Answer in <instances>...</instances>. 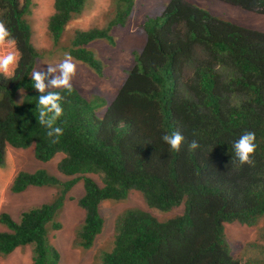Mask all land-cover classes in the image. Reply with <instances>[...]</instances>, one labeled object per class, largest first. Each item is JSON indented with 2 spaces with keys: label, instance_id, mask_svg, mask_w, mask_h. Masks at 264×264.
Segmentation results:
<instances>
[{
  "label": "trees",
  "instance_id": "obj_1",
  "mask_svg": "<svg viewBox=\"0 0 264 264\" xmlns=\"http://www.w3.org/2000/svg\"><path fill=\"white\" fill-rule=\"evenodd\" d=\"M88 1L54 0L47 23L54 45ZM136 1L115 0L107 25L76 30L66 53L104 77L101 61L87 45L114 46L111 29L127 24ZM224 1L264 14V0ZM31 5L32 0H0V19L20 57L12 76L0 74V168L7 147H33L40 163L62 155L57 169L71 178L61 181L45 169L14 175L13 194L29 187H51L56 193L49 202L24 210L17 221L0 212L5 229L0 256L29 246V264H60L49 231L61 229L57 217L68 193L82 181L78 205L84 217L74 244L83 250L92 248L102 232L99 207L105 201H125L136 191L150 209L183 206L180 215L165 221L143 208L127 209L116 218L112 247L97 254V264H241L231 254L224 225L254 227L264 218V33L184 0H169L160 13L144 15L139 26L144 47L103 117L97 116L106 105L102 98L86 99L74 87L70 93L50 89L63 97L64 109L57 121L63 135L53 143L38 123L40 93L31 76L43 53L31 44L25 18ZM176 131L185 137L178 152L162 140ZM246 131L256 133L259 145L251 166L241 165L233 149ZM192 140L200 147L191 149ZM91 174L100 176L101 185ZM248 246L264 258V248Z\"/></svg>",
  "mask_w": 264,
  "mask_h": 264
},
{
  "label": "rangeland",
  "instance_id": "obj_2",
  "mask_svg": "<svg viewBox=\"0 0 264 264\" xmlns=\"http://www.w3.org/2000/svg\"><path fill=\"white\" fill-rule=\"evenodd\" d=\"M197 5L211 15L223 20L236 23L247 29L264 33V14L244 11L224 0H185ZM54 0H32L30 13L25 16L31 28V44L42 57L36 60L33 71H47L49 65L55 67L64 59L66 48L70 46L76 30H88L91 28H103L114 16L115 0H89L83 13L72 19L64 28L58 45H54L47 30L49 17L53 14ZM133 18L125 28H114L111 33L115 39V46H110L104 41H95L87 45L95 56L101 61L104 68V77H98L95 73L81 62H74L78 66L77 74L72 80L73 86L86 99L94 97L102 98L107 104L97 116L102 117L105 109L114 99L118 89L123 84L126 74L134 66V52L139 53L145 43V37L139 31L143 16L147 13H160L169 0H137ZM22 4L23 0H19ZM7 50L0 49V54ZM14 71L8 75L12 76ZM58 75L59 73H55ZM52 77H49V79ZM48 83V80L45 82ZM23 93L19 92L16 102H21ZM5 166L0 168V212L8 213L15 221L20 214L31 207L49 202L56 189L54 188H27L23 193L13 194L9 191L12 178L18 171L33 172L37 169H45L55 175L61 181L71 177L62 175L57 164L62 158L58 154L47 163L38 162L31 148L26 150L5 149ZM101 185L99 175H88ZM83 195L82 181L78 182L68 193L61 213L57 220L61 223L58 231H49L51 243L60 254V264H97V254L111 249L116 218L127 209L139 207L146 209L159 221H165L183 212V206L174 208L168 212L150 209L139 192H130L125 201H105L100 206V214L104 219L101 234L95 240L92 248L83 250L75 246L76 232L84 217L83 210L78 205V200ZM225 235L231 248V254L241 264H264V258L251 249L248 244L256 243L258 248H264V218L254 227H248L238 223L225 224ZM4 228L0 226V231ZM248 246V247H247ZM252 251V253L250 252ZM31 247L17 249L6 257L0 256V264H29Z\"/></svg>",
  "mask_w": 264,
  "mask_h": 264
},
{
  "label": "clouds",
  "instance_id": "obj_3",
  "mask_svg": "<svg viewBox=\"0 0 264 264\" xmlns=\"http://www.w3.org/2000/svg\"><path fill=\"white\" fill-rule=\"evenodd\" d=\"M185 2H187V1H185ZM187 3H189V2H187ZM189 4H192V3H189ZM192 5H194V4H192ZM195 6H197V5H195ZM199 8H201V7H199ZM201 9H203V8H201ZM203 10H205V9H203ZM134 12H135V10H134ZM134 12H133V15H134ZM207 12L210 14L209 11H207ZM133 15L131 18H129V20H131L133 18ZM129 20L125 26L113 27L111 29V31L114 28H125L129 24ZM142 22H143V20H142ZM111 35H112V33H111ZM145 41H146V37H145ZM15 44H16V41H15V38L13 37L11 30L7 27L6 22L4 20L0 19V49H14ZM139 53L134 52V62H135L136 55H138ZM19 59H20V57H19L18 52L14 51V50H7V51L3 52L2 54H0V74H3L5 76L10 75L15 70V68L18 67ZM77 62H79V61H77ZM134 65H135V63H134ZM34 68H35V65H34ZM77 70H78V66L74 62V59L71 56V54L65 53V56H64V59L62 60V62L57 64L55 67L49 65L46 72L45 71H32L31 79L34 81V88L40 93V95H39L38 123L40 125H43L45 128L48 129L47 136L49 138H54L52 140L53 143L58 142V138L63 135V129L61 127L57 126V121L63 115L64 109L62 108L61 103H60L61 100L63 99V97L60 95L59 92L50 91V89H64L70 93L74 87L72 84V80L76 76ZM103 70H104V68H103ZM57 72L59 73L58 75L55 74ZM126 76H127V74H126ZM49 77H52V78L49 79ZM46 80H48L47 84L45 83ZM106 109H105V111H106ZM162 140L165 143H167L172 150L178 152L181 148L182 143L185 142V137L179 131H176V132H172L171 134H166V135L162 136ZM189 147L191 149L195 150V149L199 148L200 145L198 144V142L196 140H192L189 144ZM258 147H259V145L256 143V133L254 131L244 132L240 136V138L233 143V149H234L235 156L241 165L248 164L251 166L254 164L252 157L255 155ZM30 148L33 150V147H30ZM33 188H35V187H33ZM41 204H43V203H41ZM83 213H84V211H83ZM99 213H100V207H99ZM4 230L5 229H3L2 231H4Z\"/></svg>",
  "mask_w": 264,
  "mask_h": 264
}]
</instances>
